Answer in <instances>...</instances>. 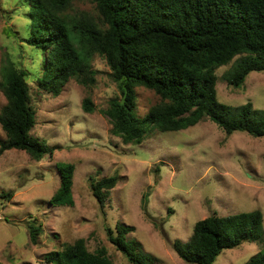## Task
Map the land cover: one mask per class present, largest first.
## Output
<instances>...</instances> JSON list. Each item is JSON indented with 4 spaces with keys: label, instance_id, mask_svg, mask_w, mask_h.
<instances>
[{
    "label": "rangeland",
    "instance_id": "obj_1",
    "mask_svg": "<svg viewBox=\"0 0 264 264\" xmlns=\"http://www.w3.org/2000/svg\"><path fill=\"white\" fill-rule=\"evenodd\" d=\"M94 0H72V10L94 11ZM24 0H0V64L8 54L26 70L35 109L32 135L54 147L51 155L33 159L25 150L0 152V264H51L45 253L84 237L89 250L103 245L115 264H133L107 237L106 227L132 226L127 241L150 254L151 264L185 262L171 245L188 240L196 220L210 213L227 215L259 209L264 229V135L243 130L226 133L209 118L177 130L151 127L139 143H123L110 131L102 112L109 98L119 95L105 59L94 54L96 80L85 86L71 77L57 95L37 86L42 47L25 41L29 33ZM231 62L218 66L216 92L230 106L247 101L264 110V71H250L238 86L223 76ZM136 113L143 116L159 95L143 85L135 87ZM89 95L93 111L81 102ZM6 98L0 89V109ZM5 132L0 125V139ZM74 163L71 205L49 203L59 184L58 162ZM118 173L119 179L101 208L91 193L89 175ZM41 225L37 242L28 233V221ZM263 247L261 241L243 240L224 248L211 264H242Z\"/></svg>",
    "mask_w": 264,
    "mask_h": 264
},
{
    "label": "trees",
    "instance_id": "obj_2",
    "mask_svg": "<svg viewBox=\"0 0 264 264\" xmlns=\"http://www.w3.org/2000/svg\"><path fill=\"white\" fill-rule=\"evenodd\" d=\"M24 1L30 16L25 41L44 51L37 86L54 95L71 77L91 86L96 80L92 58L101 55L119 89L102 112L109 118L110 131L123 143L141 142L151 127L177 130L206 117L228 134L243 130L264 135L263 109L250 101L225 104L215 87V69L229 62L223 76L232 86L240 85L252 70L264 71V0H94V11H71L72 0ZM26 74L5 54L0 64V89L6 98L0 109L5 132L0 152L22 149L38 160L51 155L54 147L30 133L35 109ZM138 85L159 95L143 116L135 109ZM81 106L94 110L89 95ZM57 169L59 184L48 201L71 205L74 163L58 162ZM118 179V173L89 175L91 193L101 208ZM11 195V190L0 192L6 199ZM262 221L259 209L210 213L195 221L188 240L174 238L171 245L185 262L211 264L224 248L258 240L262 249L242 264H264ZM27 226L30 240L37 242L41 225L30 219ZM132 228L120 223L115 229L107 226V237L133 264L153 263L136 241H127ZM44 257L51 264H115L103 245L89 250L84 237Z\"/></svg>",
    "mask_w": 264,
    "mask_h": 264
}]
</instances>
